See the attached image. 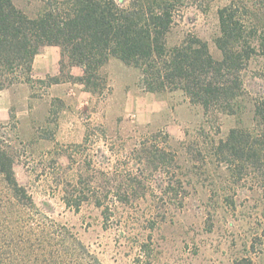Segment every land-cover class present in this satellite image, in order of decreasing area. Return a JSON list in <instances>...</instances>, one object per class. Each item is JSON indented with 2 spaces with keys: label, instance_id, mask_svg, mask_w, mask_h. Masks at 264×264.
Returning a JSON list of instances; mask_svg holds the SVG:
<instances>
[{
  "label": "rangeland",
  "instance_id": "374dc122",
  "mask_svg": "<svg viewBox=\"0 0 264 264\" xmlns=\"http://www.w3.org/2000/svg\"><path fill=\"white\" fill-rule=\"evenodd\" d=\"M223 3L191 4L180 24L182 31L207 40L216 57L217 9ZM16 4L35 16L43 1ZM62 65H70L67 57ZM100 73L104 88L97 92L67 71L47 83L15 82L28 83L30 96L14 106L10 120L0 122V150L12 155L17 181L32 201L17 203L0 172V264H53L56 241L42 237L44 225L63 231L66 251L77 250L86 264H97L94 259L102 264H264V157L252 167L215 153L232 129L256 128L264 56L250 61L246 91L233 113L207 112L182 90H149L138 69L115 57ZM65 78L78 84L53 95L48 84ZM154 136L177 153L176 170L188 190L182 205L170 203L166 216L156 221L149 215L162 203L153 195L161 175L137 184L147 191L143 197L127 203L113 195L104 199L113 208L108 218L95 199L82 197L80 210L65 204V190L101 195L108 186H127L119 179L145 167L132 158L131 149Z\"/></svg>",
  "mask_w": 264,
  "mask_h": 264
},
{
  "label": "trees",
  "instance_id": "16d2710c",
  "mask_svg": "<svg viewBox=\"0 0 264 264\" xmlns=\"http://www.w3.org/2000/svg\"><path fill=\"white\" fill-rule=\"evenodd\" d=\"M42 1L40 12L30 16L16 0H0V90L15 82H32L33 62L40 48L57 45L70 65L83 68L78 80L92 92L104 88L101 69L115 57L138 69L141 82L149 90H182L207 112L233 113L246 91L245 71L250 61L264 56V0H223L217 9L214 36L219 57L212 53L207 40L180 29L189 5L203 8L214 0ZM255 117V129H232L217 144L215 153L226 161L233 158L246 160L252 167L258 164L264 157V98L256 101ZM130 154L145 167L138 168L140 173L129 171L119 179L129 183L127 186H108L101 195L91 189L65 190V204L80 210L82 199H95L108 218L113 208L104 204V199L113 195L127 203L131 197H143L147 191L137 184L154 175L164 176L159 179L158 190H153L162 202L149 212L155 221L166 216L170 203H184L188 190L177 173L173 149L154 136L133 147ZM13 164L12 155L0 150V172L12 196L17 203L24 198L32 201L27 189L18 183ZM106 178L110 181L109 175ZM39 230L43 238L56 241L51 244L53 264H86L77 250L66 251L63 231H49L46 225ZM146 247L140 246L142 250ZM43 253H48L46 246Z\"/></svg>",
  "mask_w": 264,
  "mask_h": 264
},
{
  "label": "crops",
  "instance_id": "0c3cea01",
  "mask_svg": "<svg viewBox=\"0 0 264 264\" xmlns=\"http://www.w3.org/2000/svg\"><path fill=\"white\" fill-rule=\"evenodd\" d=\"M66 71L75 77L83 74V68L80 66L68 65L64 67L62 65V51L59 46L45 45L40 48L33 62V79L47 83L48 78L60 76ZM77 84V81L69 78L59 79L49 83L48 90L55 95L69 91ZM80 86L83 85L80 84ZM30 90L31 87L26 82L15 83L0 90V122H6L11 119L14 113V106L18 105L20 101L24 102L30 96Z\"/></svg>",
  "mask_w": 264,
  "mask_h": 264
}]
</instances>
